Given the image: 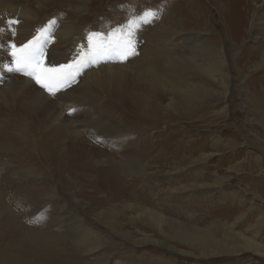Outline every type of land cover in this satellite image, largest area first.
I'll return each mask as SVG.
<instances>
[{
  "label": "rangeland",
  "instance_id": "1",
  "mask_svg": "<svg viewBox=\"0 0 264 264\" xmlns=\"http://www.w3.org/2000/svg\"><path fill=\"white\" fill-rule=\"evenodd\" d=\"M228 1L220 0V2L225 4L223 10H221L222 12L219 10V13H217L214 7L210 6V0H51L49 2V9L50 11L58 13V20L66 23L75 22V24L77 23L78 26L85 29L95 27L97 37H99L103 44L107 62L115 68L127 70L124 67L127 65H125V59L122 62V59L112 55L114 43L111 38V32L113 31L111 26L120 19H128L134 14L139 15L141 13L143 17L148 10L158 11L160 18L153 19L151 23H141L139 27L135 23L138 20L132 21L131 24L122 25L125 34L132 33V37L135 38V46L141 43L149 51H153L152 53L159 55L161 47L159 46L158 35H160L161 28H167L171 31L168 45L172 55L178 54L183 56L190 52L191 41L188 34L194 32L201 33L209 44L223 48V52L227 54L226 69L230 73V85L225 99L223 97L222 100V95L218 98V94L213 93V90L215 92L221 90L217 82L211 78L201 76V84H205L204 88L208 90L206 93L207 96L203 102L195 103L193 108L189 109L190 111L183 110L186 115L179 116L170 111L166 107L168 100L166 97H163L161 104L164 115L155 121L153 120L154 122L149 119H147L148 122L145 121L148 124L146 136L145 133H138L139 127L137 126L130 125L125 127L130 134L128 137L133 141L143 140L142 137H149L150 134L151 136L153 135V144H155L157 151L159 150V154L164 149L169 148L170 142L168 140L179 138L183 139V141H190V146L186 152L192 155L189 157L182 155L174 159L176 166L181 170L176 179H173V176L172 178H167L166 174L162 173L157 181L149 177L148 179L150 181L145 182L144 185V183L137 180L138 178L125 177V181L128 184L125 183L126 185L117 188L119 184L116 181H114L113 185L104 177L105 175L101 176V173L94 171L89 172L87 168L85 169L83 167L89 163H87V158L85 159L82 156V153L90 152L96 154L97 156H94L95 158L117 156L122 152L117 146L125 144L129 140L126 138H116V140L108 139V143L104 139H95L89 136L88 133H82V144L72 147L71 136L66 133L62 139L64 149L61 150L60 157L58 158V161L61 162L60 165L58 164L59 167L56 165L57 159L55 157L44 158L36 144L35 147H23L24 145H21L23 148L18 151V154L20 156H27L33 150L35 155L29 156L26 161L33 160L37 164L35 166L39 171L41 167L47 170L45 177L50 180V182L48 181L50 187L56 190L60 199L64 200L67 206L75 207L81 217H84L85 221L94 228L103 233H107V236L113 241H118V243H122L123 246L127 247L126 249L116 247L110 250L109 256L106 258V264H264V258L261 255L250 251L236 255L224 254L197 258L180 252L189 250L180 243H173L175 249H169L161 243L131 245L124 240L123 237H126V235L116 236L110 233L104 225L96 221L88 213V210L95 206L98 208L97 211L100 210V207L101 209L111 207L119 214L122 207L127 206L128 203H134L131 201L132 199L127 198L128 195L130 193H136L145 206H151V208L156 210L159 209L160 212L162 211L169 216H182L184 219L196 221L198 227L202 229L207 226L216 225L219 227L220 224H224V231L221 230V232H218L217 237H222L227 232L228 239H231L232 242H241L240 235L254 237L256 231H259L255 239L259 240L264 236V220L262 219V214L264 213V188L262 190L255 189L251 181V177L256 175L258 170L264 171V66L255 68L251 63L245 69L246 73L243 76L240 73L236 74L234 72V64L240 70H243V63L251 55H255L256 49L254 48L257 44L264 42V31L260 28H257V30L254 29L258 39L257 42L253 43L250 33L247 31L251 21L242 23L239 20V15L233 12L237 7L232 6V3ZM247 1L249 2L250 10L255 1ZM19 4L23 6V0ZM68 14L72 16H67ZM49 32H52V29ZM45 36L49 37L43 46L48 61L45 65L46 67H59L61 64H71L74 61V59L70 60L67 55H56L57 52L62 51L60 47H62L63 43L60 42L64 41H60L53 33ZM13 37L11 36L10 39H13ZM229 41H232L234 44L232 47H230ZM23 43L21 42V44ZM20 45H17V48ZM55 48H57L56 52L52 51L50 55V50ZM1 50V57H6L9 61H13L10 53L15 49L5 47L1 48ZM80 50L84 56L86 53L82 51L81 46H79ZM259 54L258 52L256 55ZM84 59L89 64L90 69L82 68L81 70L80 68V74L76 76L75 82L70 87L63 88L56 96H51L41 91V88L35 84V81L27 82L29 79L28 76L22 73L7 71L4 66L8 60H0V74H7L5 81L11 83V92L5 89V92L2 94L4 96L0 97V113L9 112L13 114L9 115L7 124L0 122V131L5 129L12 131L17 136L19 143L23 141V138L27 142L33 140L36 142V139L42 131L44 133L45 130L48 131V129H44L37 123L41 114H43L44 118L45 114L48 115V113L45 112L44 114V112L38 111L32 115L30 112L25 111L26 107L22 105L24 103L43 104L50 107L52 105L59 106V109L63 110L64 115L69 120H76L81 112L83 110L85 111V104H88L91 108L93 105L96 106L95 100H100L101 102L108 101V93L105 92L99 98L97 96L94 97L92 92L96 88H99L97 83L102 80L103 73L100 67L89 56H84ZM90 71L95 76V84H93L94 81L90 80V76H87ZM127 71H131V69ZM247 86L258 87L257 89H259V92H254L255 98L261 100L260 108H258L259 114L257 115L252 113L251 107H249L245 99L246 91L248 90L246 88ZM86 89L89 90L86 91ZM13 104H17V108ZM7 106L9 108H6ZM72 109H78V111H72ZM220 111H222L221 114H215V112L219 113ZM46 128L49 127L46 126ZM65 130L69 133L70 127L65 126ZM156 148H153L152 153H155L154 150L156 151ZM167 151L169 153H179L183 151V148L175 146V148L170 151L168 149ZM211 154L212 156L209 157ZM37 155L42 156L41 159ZM167 158V156H160L159 162L162 161L160 164L163 166L167 165L165 167L166 172L171 171L175 173L176 170L170 168L173 160L169 161ZM250 158H258L259 161L257 159V164L260 166L252 163ZM199 159H204L205 161ZM4 160L7 159L5 158ZM38 160L39 162L41 161V165ZM150 161L151 166H156V163L151 159ZM256 167L259 169L256 170ZM58 168L60 169L58 170ZM86 170L88 177L85 180H81L80 176L84 175ZM249 174L252 175L250 178L248 176ZM14 175L18 177L21 185L24 184L23 186H32L35 184L32 183L30 177L24 176L22 173L16 172ZM119 177L122 178L123 175L121 174ZM217 180L219 182H216ZM0 183V185L4 186L2 179H0ZM186 184H193L195 186L191 188L184 187L182 190H178V193L174 190V187L187 186ZM151 187L154 190H149ZM48 189L50 188L45 187V192ZM3 190H6L5 187ZM29 193L31 192L26 191L27 197L33 195ZM13 194L15 195V192ZM116 194L120 195L114 197ZM232 194H236L233 199ZM72 195L79 201L85 203V207H87L85 211L79 206L80 203L73 202ZM226 195L229 197H225ZM141 198L144 199L142 200ZM253 200L254 205L252 203ZM38 203H35L31 210L29 208L27 213L21 212L24 217L30 218L32 224H41L43 219L37 220V218L44 212H47V216L51 214L50 208L52 205L51 201L49 199L47 200V197H42L41 202ZM178 207L181 208L178 209ZM230 207L235 208L234 212L224 214L226 210H232ZM21 208L20 210H22ZM186 209L190 215H186ZM236 217L240 218L237 219ZM121 220L124 231L138 230L142 233L150 234L160 241L161 237H159V234L153 232L144 224L131 223L127 217ZM228 225H231L230 228ZM135 235L136 239L142 237L141 234L136 233ZM102 256L101 253L82 254V258L95 264L102 262Z\"/></svg>",
  "mask_w": 264,
  "mask_h": 264
},
{
  "label": "bare ground",
  "instance_id": "2",
  "mask_svg": "<svg viewBox=\"0 0 264 264\" xmlns=\"http://www.w3.org/2000/svg\"><path fill=\"white\" fill-rule=\"evenodd\" d=\"M20 1L21 0H0V27H5L4 20L6 19H17L20 21V23L13 26L15 28V35H11L6 27L4 31L0 32V51H2L1 48L8 47L10 42L16 45H20L21 42L26 43L38 35L41 28H47L48 31L44 35L53 33L60 41H64L60 42L63 43L62 47H60L62 51L57 52L56 55H67L70 60L74 59V61L81 60L83 56L81 50L79 51V46H81L82 51H85L89 57L95 56L94 62L102 70L103 78L97 83L99 88L93 90L92 93L94 97L97 96L98 98L103 92L108 93L109 99L106 102L95 100L96 106L93 105L91 108L88 104H85V111L83 110L76 120H69L68 117L64 115L63 110L59 109V106L52 105V107H50L35 103L22 104L26 107L25 111L30 112L32 115L38 111L44 112V114L45 112L48 113V115L45 114L44 118L43 114H41L40 117L38 116V125H41L44 129H48V131L45 130V133L42 131L36 139V142L34 140L27 142L23 138V141L19 143L17 136H15L12 131L7 129L0 131V179H2L4 183V186L0 185V264H95L82 258V254L89 255L94 253H101L103 255L102 262H98L97 264H106V258L109 256L110 250L116 247H123L124 249L127 247L123 246L122 243H118V241H113L107 236V233H103L94 228L85 221L84 217H81L75 207L67 206L64 200L60 199L56 190L50 187V180L45 177L47 170L41 167L39 171L33 160L26 161L29 156L35 155L33 150L29 152L27 156H20L18 151L26 146L35 147L36 144L40 151L37 150L42 153L43 157H55V159H57L56 165L59 167L61 162L58 161V158L60 157L61 150L64 149V142L62 139L66 133L71 136L72 147L82 144V133H88L89 136L95 139H104L105 141L108 139L116 140V138H126L129 140L126 141L125 144L117 146L122 151L117 156L95 158L94 156H97L96 154L90 152L82 153V156H84L85 159L87 158V163H89L87 166L85 165L83 167H85V169L87 168L89 172L94 171L101 173V176L105 175L104 177L113 185L114 181H116V183L119 184L117 188L128 184L125 181V177L138 178L137 180L144 183V185L145 182L150 181L148 179L149 177L157 181L162 173L166 174L167 178H172L173 176V179H176L181 170L176 166L174 159L182 155L186 157L192 155L186 152L190 146V141H183V139L179 138L168 140V142H170L169 148L167 147L169 151L176 146L179 148L182 147L184 152L169 153L167 151L168 149H164L163 152L159 154V150L157 151L155 144H153V135L151 136L150 134L149 137H142L143 140L133 141L128 137L130 134L125 127L130 125L137 126L139 127L138 133H145L146 136L148 124H146L145 121L148 122L147 119L155 121L164 115L161 104L163 97H166L168 100L166 102V107H168L170 111L179 116L186 115L185 111H190L189 109H192L195 103L203 102L207 96L206 93L208 90L204 88L205 84H201V76L211 78L217 82L221 90H219V92L213 90V93L218 94V98L222 95V100L223 97L225 99L230 85V73L226 69L227 54L223 52V48L209 44L201 33L194 32L188 34L191 41L190 52L183 56L178 54L172 55L168 45L171 31L167 28H161L160 35H158L159 46L161 47L159 55L152 53L153 51H149L146 46L140 43V45L136 46V55L130 56L126 60L117 57L122 59V62L124 60L125 65H127L124 67L127 70L131 69V71L115 68L107 62V58L104 55L103 44L99 37H97L95 27L85 29L78 26L77 23L75 24V22L66 23L58 20V13L50 11L49 9V2L51 0H23V6L19 4ZM229 1L232 3V6L237 7L233 12L239 15V20L242 23L249 20L251 21L247 31L250 33L251 41L253 43L257 42L258 37L255 34V30L260 28L264 31V0H262V2L261 0H254L255 3L250 10L247 0ZM224 4L225 3L220 2V0H210V6L214 7L217 13H219V10H223ZM229 13L231 14L230 11ZM67 16L72 15L68 14ZM141 17V13L139 15L134 14L128 19H120L111 26L113 29L111 38L114 47L123 42L129 34H131L132 37L131 32H126L127 34H125L122 25L131 24L132 21L136 20L139 21ZM56 22L57 24L52 27ZM51 29L52 32H49ZM11 36L15 38L13 37V39H10ZM132 39L135 40L134 37H132ZM232 41H229L230 47L234 45ZM254 49H256L255 55H251L250 58L243 63V70H240V68L234 64V72H236V74L240 73L241 76H243V74L246 73L245 69L248 65H251V63L255 68L264 66V42L257 44ZM56 50L57 48L50 50V55L52 51L56 52ZM258 52L260 54L256 55ZM0 60L6 61L8 59L0 56ZM74 61L72 63L70 61V63L73 64ZM84 61L85 59L81 61L83 63L81 70L82 68L90 69L89 64ZM6 65L12 67L13 63L8 60ZM87 76H90V80L94 81L93 84L96 83L92 71H90ZM6 78L7 74H0V97L4 96L2 94L5 92V89L11 92V83L5 81ZM29 81L34 82V80L30 78L27 82ZM246 84L248 85L247 82ZM246 88L249 91H246L245 99L249 107H251L252 113L257 115L259 114L258 108H260L261 100L255 98L254 92H259V89H257L258 87L254 88L248 86ZM87 90L89 89H86V91ZM41 91L46 92L42 88ZM13 106L17 108V104H13ZM6 108L9 107L7 106ZM223 110H225V108H223ZM222 111L219 113L215 112V114H221ZM9 115L13 114L9 112L0 113V122L7 124ZM46 126L49 128H46ZM65 126L70 127L69 133L65 130ZM21 145L24 146L22 147ZM153 148H156V151L154 150L155 153H152ZM162 155L167 156L169 161L173 160V165L171 164L170 168L176 170L175 173L165 171L167 165L163 166L160 164L162 161L159 162V157ZM37 156L39 159L42 157L40 155ZM211 156L212 154L209 157ZM5 158L7 160H4ZM150 159L156 163V166H151ZM250 159L252 163L258 165V158ZM199 160L205 161L204 159ZM59 169L60 168H58V170ZM258 169L256 167V170ZM16 172L30 177L32 183L35 184L32 186L21 185L18 177L14 175ZM263 172V170H258L257 174L253 177H251V174L248 175L249 178L251 177L252 184L257 190H262L264 188ZM121 174L123 175L122 178L119 177ZM87 177L88 172L86 170V173L80 176V179L85 180ZM216 182L219 181L217 180ZM194 184L197 185L196 183ZM186 185L187 186L178 188L174 187V190L178 193V190H182L184 187L191 188L195 186L193 184ZM4 187L7 191L3 190ZM45 187L50 189L45 192ZM151 188L149 190H154L153 187ZM26 191H30L31 193L29 194L33 195L27 197ZM8 192H11V194L9 195ZM14 192L15 195L13 194ZM119 195L120 194H116L114 197H118ZM235 196L236 194H232V199ZM42 197H47V200L49 199V201H51V214H48L47 218L43 219L41 224H32L30 218L24 217L21 212L27 213L28 209L30 208L31 210L35 203L41 202ZM225 197L229 196L226 195ZM71 198L73 202L80 203L79 206L84 209V211L86 210L87 207H85V203L79 201L73 195ZM127 198L132 199L131 201L134 203H128L127 206L122 207L121 210L118 209L120 210L119 214L111 207L103 209L100 207V210L97 211L98 208L95 206L90 208L88 213L93 216L96 221L104 225L110 233L116 236L126 235V237L124 236L123 238L131 245L161 243L169 249H175L173 243H180L189 249L180 252L197 258L213 257L224 254L236 255L246 251L261 255L264 258V236L259 240L255 239L259 231H256L254 237L240 235L241 242H232L231 239H228L227 232L224 233L222 237H217L218 232H221V230L224 231V224H220L219 227L215 225L207 226L202 229L198 227L196 221L184 219L182 216H169L162 211L161 213L159 209L156 210L151 208V206H145L136 193H130ZM141 199L143 200L144 198ZM252 203L254 205V200ZM21 206H23V208H21ZM20 208L22 210H20ZM180 208L181 207H178V209ZM230 208H232V210H226L224 214L234 212L235 208ZM186 213V215H190L187 209ZM124 217H127L131 223L144 224L147 228L159 234V237H161L160 241L150 234L145 232L142 233L138 230L124 231L122 228L123 222L121 220ZM239 218L240 217L237 219ZM262 219L264 220V213L262 214ZM230 226L231 225H228L229 228ZM136 233L141 234L142 237L136 239Z\"/></svg>",
  "mask_w": 264,
  "mask_h": 264
},
{
  "label": "snow or ice",
  "instance_id": "3",
  "mask_svg": "<svg viewBox=\"0 0 264 264\" xmlns=\"http://www.w3.org/2000/svg\"><path fill=\"white\" fill-rule=\"evenodd\" d=\"M159 18L160 14L158 11L148 10L141 20L135 23L137 27H139L141 23H151L153 19ZM18 23H20V21L17 19L4 20V25L11 35H15V28L13 26ZM5 27H0V32L4 31ZM47 31V28H41L37 36L21 44L18 48L15 43L10 42L8 47L10 49H15L10 53L13 57L12 63L14 67H8L7 65L4 67L7 71L22 73L28 76L49 95L56 96L63 88L70 87L71 84L75 82L76 76L80 74V68L83 66L81 61L84 60V56H88V54H84L81 60L74 61L73 64H61L59 67H46L45 65L48 61L43 46L49 38L44 35ZM136 54L135 41L132 39L131 34L112 49V55L121 57L125 60ZM90 59L94 62L95 56H91ZM72 111H78V109H72ZM46 218L47 212H44L37 220Z\"/></svg>",
  "mask_w": 264,
  "mask_h": 264
}]
</instances>
